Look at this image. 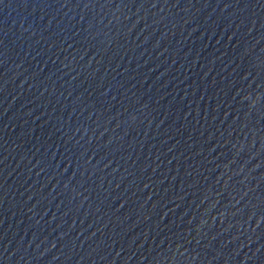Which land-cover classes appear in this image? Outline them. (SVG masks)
Wrapping results in <instances>:
<instances>
[{"label":"water","instance_id":"water-1","mask_svg":"<svg viewBox=\"0 0 264 264\" xmlns=\"http://www.w3.org/2000/svg\"><path fill=\"white\" fill-rule=\"evenodd\" d=\"M0 264H264V0H0Z\"/></svg>","mask_w":264,"mask_h":264}]
</instances>
